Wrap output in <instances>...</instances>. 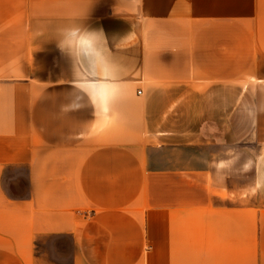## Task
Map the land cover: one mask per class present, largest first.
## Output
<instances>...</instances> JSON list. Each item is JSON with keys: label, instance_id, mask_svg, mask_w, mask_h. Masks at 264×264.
Instances as JSON below:
<instances>
[{"label": "crops", "instance_id": "obj_1", "mask_svg": "<svg viewBox=\"0 0 264 264\" xmlns=\"http://www.w3.org/2000/svg\"><path fill=\"white\" fill-rule=\"evenodd\" d=\"M0 264H264V0H0Z\"/></svg>", "mask_w": 264, "mask_h": 264}, {"label": "rangeland", "instance_id": "obj_2", "mask_svg": "<svg viewBox=\"0 0 264 264\" xmlns=\"http://www.w3.org/2000/svg\"><path fill=\"white\" fill-rule=\"evenodd\" d=\"M252 170H244V178H243V185H244V194H243V201H248V202H261L260 198L253 192V190H249L247 186L249 184L251 185L253 183V177L251 174ZM247 187V188H246ZM248 189L249 191H246Z\"/></svg>", "mask_w": 264, "mask_h": 264}]
</instances>
